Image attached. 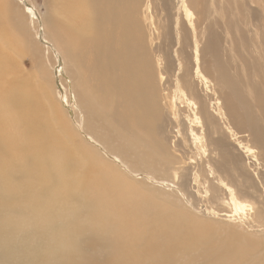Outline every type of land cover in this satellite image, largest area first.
I'll return each mask as SVG.
<instances>
[{"label": "rangeland", "instance_id": "374dc122", "mask_svg": "<svg viewBox=\"0 0 264 264\" xmlns=\"http://www.w3.org/2000/svg\"><path fill=\"white\" fill-rule=\"evenodd\" d=\"M26 1L30 4V0ZM32 1L36 4L34 10L38 15L35 22L29 24L31 27L29 39L38 42V45L41 44L43 51H37L34 44L31 45L19 31L20 29L15 27L12 17L8 16V22H11V24H6L10 31L8 40L13 39V42L17 44L13 46L18 51L11 49L13 48L10 46L11 40L8 50L15 51L16 57L14 52L12 53L14 58L9 54L10 57L5 58V63L7 64L8 61L10 63L4 64L6 67L8 66L4 71L6 73L5 75L0 73V133L6 130L8 137L11 135L10 143H7L8 147L1 143L0 136V264H140V262H145L144 264H236L239 261V256H243L227 254L212 261L200 256V253L204 252L201 251V243L196 247L188 244L183 245L184 247L177 246L174 238H168L161 253L156 251L158 248L154 244L152 236L160 235L159 233L162 232L157 226L159 218H154L156 217L154 213L160 208L177 210L181 215L190 214L205 219V222L211 224L216 222L220 227H223L224 218H215V220L210 218V215V217L206 215L207 208H217L216 211L223 208L216 203L207 201L202 196L201 198L197 194L196 188H193L191 184L181 188V191L186 194V198H183L177 195L178 190L175 189L169 190V192L153 191L154 188L149 184L139 185L132 182L141 186L137 188L142 193L149 195L146 196L145 206L137 203L123 205L115 200H112V205H103L94 192L81 187L82 184L78 182L82 171L79 155L71 151V146L66 141L67 132H69L79 140L80 147L85 145L86 137L78 126L81 114L75 108L76 115L73 119L69 105H65L61 97L63 93L70 95L72 90V87L68 86L67 77L63 78L58 72L64 64V57L60 55L64 56V54L61 53L62 50L55 49L52 41L46 36L48 34L52 39L53 35L52 32L48 33L47 31L48 21L53 20L60 23L68 6L56 2V0ZM145 1L127 0L117 4L124 17H128L126 10L129 8L128 5L131 6L135 16L128 18L137 26L134 28V33L147 34L149 52L147 50L146 60L151 66L152 76L151 82L147 83L146 87H152V94L149 100L151 111L147 113L148 121L146 123L149 127L154 128V132L148 134L145 131L147 134L145 137L153 144H156V140L159 141V148L166 156L169 153L168 147L171 146V139L179 140L176 144L177 155L184 161L191 156V151L189 143L188 146L183 145V136L190 135L191 126L195 130L203 128L202 125H197L193 116L194 110L187 104L188 92L181 88L185 84L180 85L184 79L186 68H189L191 75L188 73V76L192 77L196 86H201L200 90L203 88L199 92L200 94L206 96L208 85L211 88L213 86L212 83L207 84L201 81V78L195 73L197 63H201L200 65L203 66V60L199 59L196 62L194 55L198 40L197 32L203 26H199L196 35L195 29L180 28L182 36L177 39L178 28L173 25L170 29L165 30L163 23L167 14L162 11V6L167 0H151V9L147 15L148 17L152 15L153 23L143 16L142 5ZM17 2H21L20 5L24 10L27 9L23 0H17ZM210 4L211 0H205L204 11H209ZM138 6L141 11L139 13H137ZM25 12L29 14L27 10ZM221 13L220 18L226 16L234 19L231 29L233 36L237 38L236 47H238L237 57L228 55L230 53L226 52L224 48L221 60L227 64L231 75L238 78L240 86H246L245 73H243L244 62L255 59L258 68L256 71L247 69V78L264 83V1L263 7H261L249 0H225ZM30 18L29 16V20ZM241 20H245L248 24L241 23ZM221 26L225 28L224 24ZM237 29L241 30L243 34V43L246 42L249 46V52L245 58L239 52L244 53L239 46ZM167 31L168 33H166ZM150 34L154 39L152 42L149 41ZM204 42L205 39H203ZM63 48L65 49V46ZM48 51L49 54H47ZM66 52L68 53V51ZM113 53L114 45L112 43L108 47L95 48L92 53L76 45L74 50L69 53L68 61L71 65L68 67V71L71 76L68 78L74 83L81 82V78L89 81L93 93L105 98L106 92L92 83L83 59L90 57L92 66L98 75L106 79L113 72ZM159 57L162 59L161 64H159ZM180 60L185 63L183 70L178 63ZM10 68L11 70H9ZM160 72L164 77L162 81L159 76ZM67 74L69 73L67 72ZM211 76L213 75L211 74ZM176 77H179V81ZM53 79L56 80V89L51 83ZM116 86H118L117 97L121 94V100H123L126 90L122 94L124 87ZM42 88L46 97L49 96L47 99L49 106H55L62 119L44 125L37 122L31 124L27 107L28 105H41ZM12 89H16L17 93H14ZM108 93L114 95L110 90ZM125 99L126 106L122 110L119 108V115L124 120L120 122L119 133L116 134L117 138L123 142L128 141L132 136L131 130L136 127L128 124L126 119L143 109L136 102L137 98L127 97ZM94 100L96 101V99ZM169 103L176 104L177 111L174 112H178V116L169 113L167 107ZM4 104L6 108L3 107ZM95 107L102 110L98 105ZM262 116L264 117V113ZM107 118L108 122L102 118L103 122L98 121L96 125L98 127L110 125L108 114ZM140 128L143 127L135 128L136 136H144L139 134L143 131ZM107 147V149H115L116 152L121 153L118 146L107 144ZM192 149L194 148L192 147ZM69 155L74 156V162L71 160L67 162ZM139 156V153H134L129 154L127 158L130 160V164L143 169L136 161ZM174 161L177 159L174 158ZM62 162L70 163L67 170L66 166L63 168ZM237 162L235 167L238 171L243 172L245 164H242V161L240 164L239 159ZM57 167L66 174H60ZM143 170H147V168ZM160 174L157 175V179H165L164 182L168 186L178 183V180L172 179L169 174L167 177L162 176L167 174L166 171H160ZM71 177L73 181L71 187L62 185L63 189L60 188V184L71 180ZM245 179V186L252 184L256 189L261 186L253 176ZM150 194H154L158 200ZM149 207L157 208V211ZM228 209L225 208L223 213H227V211L229 214L235 213L233 208L230 207V211ZM140 211L142 213L136 216ZM219 213L223 214L220 211ZM144 214H147L150 220L142 218L141 216ZM135 220L141 222L146 234L143 235V229L140 234L134 233L133 228L136 222L134 224L133 222ZM255 220V227L260 226L257 229L264 230V209ZM244 233L253 237L254 243L248 246V252L251 255L248 256L250 257L249 261L242 264H264V235ZM128 249L131 251L121 252ZM207 254L213 253L207 251Z\"/></svg>", "mask_w": 264, "mask_h": 264}, {"label": "bare ground", "instance_id": "6f19581e", "mask_svg": "<svg viewBox=\"0 0 264 264\" xmlns=\"http://www.w3.org/2000/svg\"><path fill=\"white\" fill-rule=\"evenodd\" d=\"M23 1L27 5L25 10L29 14L20 5L21 2L19 3L17 0H0V73L3 75H5L6 72L4 71L8 67L5 65L10 63L8 61L6 64L5 58L9 54L14 58L13 52L16 57V52L13 50L18 51L14 47L17 44L13 42V39L11 38L12 41L8 40L10 36V31L6 27V24L9 23L8 16L12 17L15 27L20 29L19 31L27 38L28 42L31 45L34 44L37 51H43L41 44L38 45V42L29 39L31 34L29 24L30 22L34 23L38 15L34 10L36 4L32 0H30V4L26 0ZM57 1L65 4L68 8L64 15L61 14L60 23L53 20L48 21V23L45 22L48 26V33H53L52 39L47 33L45 34L52 41L55 49L62 50L61 53L64 54V56L60 55L64 57V64L58 72L63 78L67 77L68 86H71L72 90L70 95L63 93L61 97L65 105H69L73 119L76 115L75 108L81 114L78 126L86 137L85 145L80 147L78 145L79 140L69 132H67L66 140L71 146V151L79 155L82 171L78 182L82 184L81 187L94 192L103 205H112L115 200L123 205L137 203L145 206L146 196L149 195L142 193L137 188L141 186L133 183L149 184L154 188L153 191L169 192V190L175 189L178 190L177 195L183 198H186V194L181 191V188L191 184L193 188H196L200 197L202 196L207 201L221 206L223 209L219 210L220 212L223 213L225 208L230 209L231 207L235 213L229 214L227 211V213L220 215L219 211H216L217 208H207L206 215L208 217L224 218L223 227H220L216 222L211 224L205 222V219L190 214L181 215L177 210H167L163 207L157 211V208L149 207L157 211L154 213L156 214L154 218H159L157 226L162 232L159 233L160 235L152 236L154 237V244L158 248L156 251L161 253L168 238H174L177 246L188 244L196 247L201 243V251L204 252L200 253V256L205 259L214 261L220 256L238 254L243 257L239 256V261L236 264L249 261L250 257L248 256L251 255L248 252V246L254 243V239L244 232L264 235V230L257 229L260 226L255 227V218H258L264 209V117H261L264 113V83L247 78V69L256 71L258 68L255 59L244 62L243 73H245L246 86H240L238 78L231 75L227 64L221 60L224 48L226 52L230 53L228 55L235 57H237L238 48L236 47L237 38L233 36L231 29L234 19L226 16L220 18L225 0H211L209 11H204L205 0H167L162 6V11L167 14L165 21L163 20L165 30L170 29L173 25L176 26L178 28L177 39L182 36L180 28L195 29L196 35L199 26H203L197 32L198 40L194 53L195 61L203 60V66L200 65L201 63H197L195 73L201 78V81L213 85L212 88L208 85L206 96L200 94L199 92L203 88L200 90L201 86H196L190 76L189 68H186L184 79L180 85L185 84L181 88L188 92L187 104L194 110L193 116L197 125H202L203 128H200V131L191 126L190 135L183 136V145L188 146L189 143V150L191 151V156L184 161L177 155L176 144L179 140L171 139V146L168 147L169 153L166 156L159 148V141L156 140V144H153L145 137L146 132L148 134L154 132V128L149 127L146 123L148 121L147 113L151 111L149 100L152 94V87H146L147 83L151 82L152 76L151 66L146 60L149 47L146 40L147 34L134 33V28L137 26L128 18L135 16L134 9L128 5L129 8L126 10L128 17H124L118 9L117 4L127 0ZM249 1L263 7L264 0ZM151 4V0H146L142 5V13L146 20L150 19L153 23L152 15L150 17L147 15L151 9ZM139 9L140 6L137 7V13L141 12ZM28 15L31 17L30 20ZM241 23L248 24L245 20H241ZM222 24L225 25V28L221 26ZM237 37L240 42L239 46L244 53L239 51L240 47L238 51L245 58L249 52V46L246 42L243 43V34L239 29H237ZM203 39H205L204 43ZM153 40V36L150 34L149 41L152 42ZM10 41L12 42L10 46L13 47L10 48L13 50L9 49V51L8 44ZM110 43L114 45L113 72L110 77L106 79L100 77L92 66L90 57L83 59L92 83L106 92V97L102 93L105 98H101L93 93L89 81L81 78V82L74 83L68 78L71 76L68 71V67L71 65L68 61L70 59L69 53L74 50L76 45L92 53L95 48L108 47ZM160 61L162 59L159 57ZM178 63L183 70L185 63L181 60ZM188 73H190L189 76ZM159 76L162 81L164 77L161 72ZM176 79L179 81V77ZM55 81L53 79L51 83L56 89ZM116 85L124 87L122 94L126 90L125 98H137L136 102L144 109V111L142 109L126 119L128 124L143 127L144 129L140 128L143 131L139 134L144 136H136L134 133L136 127H134L131 130L132 136L128 141L123 142L117 138L119 124L124 120L119 115V108L122 110L126 106L124 102L126 99L121 100V94L117 97L118 86ZM177 87L180 88V86ZM109 90L115 96L112 93L107 94ZM12 91L17 93L16 89H12ZM48 98L49 96L46 97L43 90L41 105H28L31 124L37 122L44 125L62 119L55 106H49ZM96 105L102 110L97 109ZM152 105L154 107V104ZM3 107L6 108V105L4 104ZM167 107L169 113L178 116L179 113L174 112L177 111L175 103H169ZM107 114L110 116V125L98 127L96 125L98 121L103 122L104 119L108 122ZM0 136L1 143L8 147L7 143H10L11 135L8 137L6 130H3ZM149 137L151 138V136ZM152 140L154 141L153 138ZM107 144L118 146L121 153L116 152L115 149H107ZM134 153L140 154L136 161L143 169L147 168V170L130 164L127 156ZM197 157L199 158L197 159ZM174 158L177 161H174ZM238 159L239 163L242 161L241 163L245 164L243 165V172L238 171L235 167ZM69 160L74 162V156L69 155L67 162ZM62 165L63 168L66 166L67 170L70 163L62 162ZM57 169L60 174H66L58 167ZM156 169L158 170L156 171ZM160 171H166L167 174L162 176L167 177L169 174L172 179H177L178 183L168 186L164 182L165 179H157V175H161ZM69 175L71 174L69 173ZM249 176L256 178L261 189L260 187L259 189L254 188L252 184L244 185L245 178ZM72 177L71 180L61 183L60 188L63 189L62 185L71 187ZM150 196L157 199L154 194H150ZM140 213L142 212H138L136 216ZM141 217L150 220L147 214ZM134 223V233L140 234L143 229L141 222L135 220ZM142 233L143 235L146 234V230L143 229ZM212 245L214 246L211 248ZM124 251H131V249L121 252ZM207 251H212L213 254H207ZM144 263L140 262V264Z\"/></svg>", "mask_w": 264, "mask_h": 264}]
</instances>
